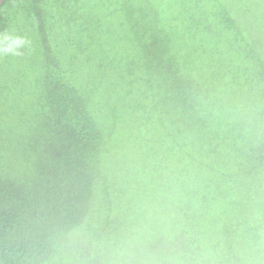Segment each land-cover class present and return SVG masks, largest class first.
I'll use <instances>...</instances> for the list:
<instances>
[{
    "label": "trees",
    "instance_id": "trees-1",
    "mask_svg": "<svg viewBox=\"0 0 264 264\" xmlns=\"http://www.w3.org/2000/svg\"><path fill=\"white\" fill-rule=\"evenodd\" d=\"M30 72L21 150L0 141V264H264V0H6L0 102ZM81 72L113 86L96 102ZM113 153L176 196L123 193Z\"/></svg>",
    "mask_w": 264,
    "mask_h": 264
},
{
    "label": "rangeland",
    "instance_id": "rangeland-1",
    "mask_svg": "<svg viewBox=\"0 0 264 264\" xmlns=\"http://www.w3.org/2000/svg\"><path fill=\"white\" fill-rule=\"evenodd\" d=\"M17 72H10L11 76H15ZM88 73V74H87ZM89 74L96 76V81L93 83L94 89L99 87L100 90L94 91V101L100 99V95L106 92L109 87H112V83H107L103 80V73L96 74L95 72H81L80 79L83 82L85 75ZM38 78V72H30L25 75V79L21 82L12 83V92L9 94H3L0 102V107L5 108L8 111L7 116L2 121L3 128L8 132V135L0 136V141L3 139L6 145L10 148L11 145L17 147L18 151L21 150L23 124L28 122L27 115L31 110L39 103V94L42 93L41 87L36 83ZM116 87V86H115ZM106 95V94H105ZM105 96L101 97L102 101L105 102ZM205 105L204 102L201 103ZM24 111V113L22 112ZM33 113V112H32ZM31 121V120H29ZM113 160L110 161V179L118 180L117 187L121 188L123 193L128 195L140 196V201H146L151 198L155 201V206H159L160 197L163 195L176 196L173 192L172 175L168 174L165 179V184L158 182L156 177V169L151 166H144L142 164L146 160V156L142 154L136 155V161L132 157H128L127 165L124 166L118 159V153H113ZM118 158V159H117ZM17 161V160H16ZM15 161V163H16ZM120 162V165L118 164ZM124 168V170H121ZM164 179V180H165ZM121 181V184H120ZM122 185V186H121Z\"/></svg>",
    "mask_w": 264,
    "mask_h": 264
},
{
    "label": "clouds",
    "instance_id": "clouds-1",
    "mask_svg": "<svg viewBox=\"0 0 264 264\" xmlns=\"http://www.w3.org/2000/svg\"><path fill=\"white\" fill-rule=\"evenodd\" d=\"M13 43H14V47L9 48V49H7L6 51H12L13 48H18V47H20L21 45H23V44L25 43V41H24L23 38L17 37V38H15V40H14Z\"/></svg>",
    "mask_w": 264,
    "mask_h": 264
},
{
    "label": "water",
    "instance_id": "water-1",
    "mask_svg": "<svg viewBox=\"0 0 264 264\" xmlns=\"http://www.w3.org/2000/svg\"><path fill=\"white\" fill-rule=\"evenodd\" d=\"M4 0H0V5L3 3Z\"/></svg>",
    "mask_w": 264,
    "mask_h": 264
},
{
    "label": "bare ground",
    "instance_id": "bare-ground-1",
    "mask_svg": "<svg viewBox=\"0 0 264 264\" xmlns=\"http://www.w3.org/2000/svg\"><path fill=\"white\" fill-rule=\"evenodd\" d=\"M6 0L3 1V3L5 2Z\"/></svg>",
    "mask_w": 264,
    "mask_h": 264
}]
</instances>
